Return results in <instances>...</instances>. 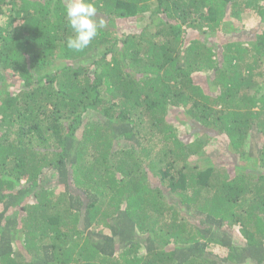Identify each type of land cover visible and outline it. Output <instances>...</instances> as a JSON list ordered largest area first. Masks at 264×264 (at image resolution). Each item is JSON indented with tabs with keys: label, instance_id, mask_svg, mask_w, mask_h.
Listing matches in <instances>:
<instances>
[{
	"label": "trees",
	"instance_id": "16d2710c",
	"mask_svg": "<svg viewBox=\"0 0 264 264\" xmlns=\"http://www.w3.org/2000/svg\"><path fill=\"white\" fill-rule=\"evenodd\" d=\"M92 2L0 0V264H264V0Z\"/></svg>",
	"mask_w": 264,
	"mask_h": 264
},
{
	"label": "clouds",
	"instance_id": "9594fccd",
	"mask_svg": "<svg viewBox=\"0 0 264 264\" xmlns=\"http://www.w3.org/2000/svg\"><path fill=\"white\" fill-rule=\"evenodd\" d=\"M98 15L92 0H66L65 19L72 33L66 42L68 49L80 52L89 47L105 27L102 20L98 22Z\"/></svg>",
	"mask_w": 264,
	"mask_h": 264
},
{
	"label": "rangeland",
	"instance_id": "374dc122",
	"mask_svg": "<svg viewBox=\"0 0 264 264\" xmlns=\"http://www.w3.org/2000/svg\"><path fill=\"white\" fill-rule=\"evenodd\" d=\"M248 14H250L249 17H247ZM242 18H243V20H242V22L240 24L242 26H244V31L246 30L248 32L249 31L251 32L252 30L260 28L261 20H260V17L258 15H256L255 12L249 13L248 11H246V13L244 15H242ZM135 22H136V24H135ZM127 24H128V26H132L131 24H135V29H137V27H142L144 25V23H141V21H138V20L128 21ZM222 140L223 139H221L220 144L223 145L224 142ZM220 144L218 143V140H216L214 145L222 147V145H220ZM208 156H210V151H208ZM217 157H216V159H217ZM217 160H220V161L221 160L231 161L230 158H229V155L227 153H225V155L222 153ZM219 254H220V256L221 255L222 256L226 255V253H221V252Z\"/></svg>",
	"mask_w": 264,
	"mask_h": 264
}]
</instances>
